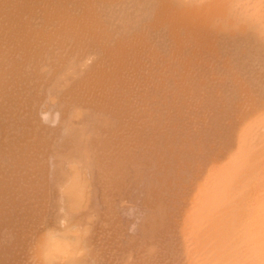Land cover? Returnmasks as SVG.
<instances>
[{"label":"rangeland","instance_id":"1","mask_svg":"<svg viewBox=\"0 0 264 264\" xmlns=\"http://www.w3.org/2000/svg\"><path fill=\"white\" fill-rule=\"evenodd\" d=\"M24 1L30 2L26 8ZM32 1L16 0L15 10L23 9L16 16L14 7L13 15H9V0L8 5L0 0V264H261L249 240L238 238L233 225L253 208L252 200L243 195L251 193L255 183L264 178V24L256 15V6L264 9V3L260 2V6L256 0H150L151 7L144 8L151 13L145 18L147 9L140 12L143 8L138 6L143 0H131L129 4L128 0ZM133 1H138L137 5ZM252 2L254 9H250ZM126 9L132 12L128 14ZM180 12L188 13L184 15L186 19L180 18ZM166 13L167 21L160 22ZM192 13L196 14L194 18ZM250 13L257 20H252ZM263 13L264 10V16ZM129 23L133 24L132 30ZM258 29H262V34ZM201 31L205 35H200ZM249 33L254 36L251 38ZM143 34L150 37L147 40L154 49L145 45L148 42ZM150 52L157 56L151 57ZM69 55L72 62L80 57L81 60L75 65ZM190 61L195 62L191 65ZM146 62L148 65L144 66ZM86 63L91 66L89 70ZM67 68L77 72L66 74ZM53 74L59 81H54L56 90L50 95L48 87H54ZM83 84L88 92L81 88ZM53 96L61 110L59 123L63 124L41 119V110L53 103ZM37 103L44 105L40 115L35 109ZM67 122L78 130L62 133H67L62 127L68 126Z\"/></svg>","mask_w":264,"mask_h":264},{"label":"bare ground","instance_id":"2","mask_svg":"<svg viewBox=\"0 0 264 264\" xmlns=\"http://www.w3.org/2000/svg\"><path fill=\"white\" fill-rule=\"evenodd\" d=\"M4 1H6L7 5H8V0H4ZM10 1H12V0H9V3H11ZM15 1H16V0H13V1H12V3H13V4L11 3L12 5L9 4V5L11 6V7L9 6V8H8L9 11L11 12V14L9 13V15H13V11L15 10V7H14V6H15V5H16V6L18 5L17 2H15ZM19 1H20V0H18V2H19ZM31 1H32V0H31ZM33 1H34V0H33ZM33 1H32V2H33ZM54 1H55V0H54ZM56 1H57V0H56ZM96 1H97V0H96ZM125 1H126V0H125ZM125 1H124V2H125ZM129 1H131V0H128V3L126 2V4H129ZM134 1H135V0H134ZM134 1H133V2H134ZM138 1H140V0H138ZM138 1H137V3H138ZM161 1H162V0H161ZM168 1H170V0H168ZM236 1H237V0H236ZM240 1H241V0H240ZM240 1H239V2H240ZM249 1H250V0H249ZM256 1H257L258 4H260V2H263V3H264V0H263V1H262V0H261V1L256 0ZM256 1H255V2H256ZM14 2H15L16 4H15ZM32 2H31V4H33ZM61 2H62V1H61ZM92 2H93V1H92ZM145 2H147V3H146L147 5L145 4ZM148 2H150V0H148V1H147V0H146V1L143 0V3L140 2L141 4H140V3L138 4V6L141 5V6H139L140 8H143V9H141V10L138 9V10H140V12L143 11L144 9H147V10H145L146 12L144 11V13H145V14H143L144 16H145V15H148L147 13H151V10L148 11V8H144V6H145V7H148V5H150V4L153 3V2H152V3H148ZM163 2L165 3V4H164V3H163V4L166 5V1H163ZM175 2H176V1H175ZM212 2H213V1H212ZM220 2H221V1H220ZM241 2H243V1H241ZM255 2H252V5H251L250 9H252V8L254 9V8H255V7H254V6H256V5H254ZM4 3H5V2H4ZM21 3H22V2H21ZM21 3H20V4H21ZM28 3H30V2H28V1H24V2H23L24 5H25V4H28ZM35 3H37V1H36ZM35 3H34V4H35ZM90 3H91V2H90ZM104 3H105V2H104ZM137 3L134 2L133 5H135V4L137 5ZM214 3H216V2H214ZM234 3H235V2H234ZM247 3H248V2H247ZM253 3H254V4H253ZM263 3H262V4H263ZM20 4H19V6L23 5V4H21V5H20ZM39 4H40V3H39ZM41 4H42V3H41ZM91 4H92V3H91ZM99 4H100V3H99ZM105 4H106V3H105ZM121 4H123L122 1H121ZM124 4H125V3H124ZM142 4H143V5H142ZM144 4H145V5H144ZM169 4H170V3H168L167 5H169ZM220 4H221V3H220ZM220 4H219V5H220ZM262 4H260V6H261ZM3 5H5V4H3ZM24 5H23L22 8H24ZM66 5H67V4H66ZM210 5H211V4H210ZM210 5H209V6H210ZM263 5H264V4H263ZM26 6H29V4H28V5H25V8H26ZM49 6H50V5H49ZM51 6H52V5H51ZM58 6H59V5H57V7H58ZM68 6H69V4H68ZM70 6H71V5H70ZM101 6H102V5H100L99 7H101ZM104 6H105V5H104ZM115 6H116V5H115ZM119 6H121V5H119ZM123 6H124V5H123ZM129 6H131V5H129ZM142 6H143V7H142ZM172 6H173V5H172ZM213 6H214V4H213ZM217 6H218V5H217ZM247 6H249V5L246 4V7H247ZM12 7H14V10L11 9ZM94 7H95V6H94ZM107 7H108V5H107ZM109 7H111V6H109ZM126 7H127V8H130V7H128V6H126ZM150 7H151V5H150ZM166 7H167V6H166ZM170 7H171V5H170ZM170 7L168 6L169 9H171ZM175 7H176V6H175ZM204 7H206V6H204ZM232 7H233V6H232ZM236 7H237V6H236ZM246 7H244V8H246ZM256 7H257V9L259 10V11H258L257 9H255V10H257L256 12H258V14H256V15H259V16L257 17V18H258V21H259V19H261L262 22H263V23L260 22L259 24L261 25V23H262V25H263V24H264V21H263V20H264V19H263L264 16L261 15V13H262V11H263L264 9L262 8V6H261V8H258V6H256ZM17 8H18V7H16V9H17ZM66 8H67V7H66ZM83 8H84V7H83ZM85 8H86V7H85ZM102 8H103V7H102ZM102 8H101V9H102ZM104 8H105V7H104ZM112 8H113V7H112ZM114 8H116V7H114ZM120 8H121V7H120ZM133 8H134V6H133ZM196 8H197V7H195V8L193 9V11L196 10ZM210 8H211V6H210ZM210 8H209V9H210ZM216 8H218V7H216ZM216 8H215V9H216ZM220 8H221V6H220ZM237 8H238V7H237ZM247 8H248V7H247ZM10 9H11V10H10ZM19 9H20V10H19ZM77 9H78V8H77ZM77 9H76V10H77ZM96 9H97V6H96ZM105 9H107V8H105ZM105 9H104V10H105ZM108 9H109V8H108ZM118 9H119V7H118ZM122 9H123V8H122ZM122 9H120V10H122ZM151 9H152V8H151ZM162 9H163V8H162ZM164 9H167V8L164 7ZM189 9H190V8H187V10H189ZM205 9H206V8H205ZM205 9H204V11H205ZM207 9H208V7H207ZM218 9H219V8H218ZM250 9H249V10H250ZM260 9H262V10H260ZM12 10H13V11H12ZM21 10H23V9H21V8H18V9H17L18 12H20ZM24 10H25V9H24ZM48 10H49V9H48ZM59 10H60V9H59ZM68 10H69V9H68ZM68 10H66V11H68ZM89 10H90V9H89ZM93 10H95V9H93ZM98 10H99V9H98ZM102 10H103V9H102ZM120 10H119V12H118L119 14L122 13ZM126 10H127V9H126ZM134 10H135V9H134ZM138 10L136 9V11H138ZM152 10H153V9H152ZM167 10H168V9H167ZM167 10H165V11H167ZM200 10H201V9H200ZM200 10H199V11H200ZM211 10H212V9H211ZM231 10H232V9H231ZM249 10H247V12H249ZM15 11H16V10H15ZM17 11H16V14H15V12H14V15H16V16H17ZM50 11H51V10H50ZM57 11H58V10H57ZM69 11L72 12L73 9H72V10L70 9ZM69 11H68V13H69ZM84 11H86V10H82V12H84ZM90 11H91V10H90ZM106 11H108V10H106ZM112 11H113V10H112ZM117 11H118V10H117V8H116V13H117ZM129 11H130V10H129ZM182 11H185V10H182ZM189 11H192V10L190 9ZM189 11H188V12H189ZM199 11H198V12H199ZM206 11H207V10H206ZM206 11H205V12H206ZM208 11H210V10H208ZM213 11H214V10H213ZM234 11H235V10H234ZM241 11H242V10H241ZM63 12H64V11H63ZM82 12H81V13H82ZM86 12H87V11H86ZM86 12H85V13H86ZM120 12H121V13H120ZM126 12H128V10H127ZM130 12H132V11H130ZM130 12H128V14H129ZM140 12H138V13H139V14H142V13H140ZM159 12H160V10H159ZM162 12H164V11L162 10ZM162 12H161V13H162ZM167 12H170V11L168 10ZM200 12H201V11H200ZM202 12H203V11H202ZM202 12H201V13H202ZM205 12H204V13H205ZM236 12H237V11H236ZM244 12H245V11H244ZM247 12H246V13H247ZM251 12L256 13V12L253 11V10H251ZM259 12H260V13H259ZM20 13H21V12H20ZM45 13H46V12H45ZM58 13H59V12H58ZM58 13H57V14H58ZM90 13H92V11H91ZM93 13H94V12H93ZM93 13H92V16L94 15ZM95 13H96V12H95ZM98 13H99V12H98ZM112 13L114 14V12H112ZM112 13H109V15L112 14ZM138 13H137V14H138ZM182 13H184V12H182ZM182 13L180 12V14H182ZM189 13H190V12H189ZM194 13H195V12H194ZM206 13H207V12H206ZM206 13H205V15H206ZM211 13H212V12H211ZM238 13H239V12H238ZM242 13H243V12H242ZM246 13H244V15H245ZM63 14H64V13H63ZM63 14H61V15H63ZM103 14H104V12H103ZM103 14H102V17H103ZM123 14H124V13H123ZM123 14H122V15H123ZM125 14H127V13H125ZM169 14H170V15H169ZM169 14H168L169 17H173V16H171V12H170ZM186 14H188V13H185L184 15L186 16ZM199 14H200V13H199ZM209 14H210V12H209ZM250 14H251V13H250ZM250 14H249V16H250ZM252 14H253V13H252ZM252 14H251V15H252ZM263 14H264V13H263ZM18 15H19V14H18ZM55 15H56V14H55ZM66 15H69V14L66 13ZM74 15H75V13H74ZM76 15H79V14H76ZM83 15L85 16L84 13H83ZM88 15H89V14H88ZM96 15H97V14H96ZM98 15H99V14H98ZM98 15H97V16H98ZM104 15H105V14H104ZM117 15H118V14H117ZM131 15H132V14H131ZM131 15H130V16H131ZM150 15H151V14H150ZM158 15H159V14H158ZM182 15H183V14H182ZM184 15H183V16L180 15V18H181V19H186V17H185ZM191 15H192L191 17H193V16H195L196 14L193 15V13H192ZM210 15H211V14H210ZM236 15H237V13H236ZM48 16H49V15H48ZM57 16H58V15H57ZM69 16H70V15H69ZM80 16H81V14H80ZM84 16H83V17H84ZM97 16H95V18H96ZM107 16H108V14H107ZM118 16H120V15H118ZM118 16H117V17H118ZM135 16H136V14H135ZM135 16H134V14H133V17H135ZM140 16H141V15H140ZM156 16H157V15H156ZM174 16H175V15H174ZM176 16H177V15H176ZM176 16H175V17H176ZM198 16H199V15H198ZM198 16H197L196 18H199L200 16H203V14L200 15L199 17H198ZM207 16H208V13H207ZM207 16H206V17H207ZM234 16H235V15H234ZM234 16H233V17H234ZM260 16H261V18H259ZM262 16H263V17H262ZM20 17H21V15H20ZM85 17H86V16H85ZM93 17H94V16H93ZM109 17H110V16H109ZM109 17H107V18H109ZM115 17H116V16H115ZM117 17H116V18H117ZM123 17H124V15H123ZM123 17H122V18H123ZM125 17H126V16H125ZM138 17H139V15H138ZM138 17H137V19H138ZM147 17H151V16H147ZM167 17H168V16H167V13H166V18H165V17H164V18L161 17L162 20H161L160 18H158V19L161 20L160 22L165 23V22L167 21V20H166ZM183 17H185V18H183ZM187 17H189V16H187ZM191 17H189V18H191ZM238 17H239V16H238ZM240 17H241V16H240ZM247 17H248V16H247ZM250 17H251V16H250ZM254 17H255V15H254ZM254 17H253V15H252V17H251L252 20L254 19ZM66 18H67V17H66ZM87 18H89V17H87ZM90 18H91V17H90ZM90 18H89V19H90ZM97 18H98V17H97ZM110 18H111V17H110ZM110 18H109V20H110ZM112 18L115 19V18H114V15H113ZM128 18H129V17H128ZM145 18H146V16H145ZM145 18H144V19H145ZM156 18H157V17H156ZM173 18H174V17H173ZM178 18H179V17H178ZM193 18H194V17H193ZM245 18H246V17H245ZM251 18H249V19H251ZM51 19H52V18H51ZM64 19H65V18H64ZM68 19H70V18H68ZM72 19H73V17H72ZM76 19H77V18H76ZM85 19H86V18H85ZM120 19H121V18H120ZM141 19H142V18H141ZM144 19H143V20H144ZM163 19H165L166 21H163ZM181 19H180V20H181ZM203 19H204V18H203ZM205 19H206V18H205ZM255 19H256V17H255ZM92 20H93V19H92ZM111 20H112V19H111ZM116 20H117V19H116ZM143 20H141V21H143ZM148 20H150V19H148ZM170 20H171V18H170ZM174 20H176V19H174ZM174 20H173V21H174ZM191 20H192V18H191ZM199 20H200V19H199ZM236 20H237V19H236ZM244 20H245V19H244ZM256 20H257V19H256ZM14 21H15V20H14ZM19 21H22V20H19ZM50 21H51V20H50ZM56 21H57V19H56ZM63 21H64V20H63ZM89 21H90V20H89ZM105 21H106V20H105ZM107 21H108V20H107ZM118 21H119V20H118ZM121 21H122V20H121ZM136 21H137V20H136ZM138 21H140V20H138ZM138 21H137V23H138ZM168 21H169V18H168ZM173 21H172V22H173ZM195 21H197V19H195ZM201 21H202V20H201ZM246 21H247V19H246ZM250 21H251V20H250ZM258 21H257V22H258ZM52 22H53V21H52ZM72 22H73V21H72ZM72 22H71V23H72ZM77 22H78V24H80L79 21H77ZM82 22H83V21H82ZM123 22H124V21H123ZM133 22H135V21H133ZM169 22H170V21H169ZM174 22H175V21H174ZM184 22H185V24H186L188 21L186 22V20H185ZM190 22H191V21H190ZM193 22H194V21H193ZM257 22H256V23H257ZM18 23H19V22H18ZM88 23H89V22H88ZM88 23H86V24H88ZM97 23H100V22L97 21ZM139 23H140V22H139ZM158 23H159V21H158ZM163 23H162V24H163ZM188 23H189V22H188ZM200 23H201V25H202V22H200ZM200 23H198L199 26H200ZM238 23H239V21H238ZM238 23H237V24H238ZM252 23H253V22H252ZM60 24H61V23H60ZM93 24H95V22H94ZM103 24H104V23H103ZM120 24H121V23H120ZM120 24H119V26H121ZM125 24H126V23H125ZM127 24H128V23H127ZM152 24H153V23H152ZM185 24H184V25H185ZM190 24H194V23L191 22ZM190 24H189V25H190ZM247 24H249V23H247ZM67 25H68V24H67ZM73 25H74V24H73ZM111 25H112V24H110V26H111ZM117 25H118V24H117ZM122 25H123V24H122ZM129 25L131 26V25H133V24L129 23ZM135 25H137V24H135ZM138 25L140 26V24H138ZM141 25H142V23H141ZM177 25H178V24H177ZM186 25H187V24H186ZM186 25H185V26H186ZM189 25H188V26H189ZM204 25H205V24H204ZM252 25H253V24H252ZM257 25H258V23H257ZM262 25H261V26H262ZM68 26H69V25H68ZM91 26H92V25H91ZM113 26H114V25H113ZM113 26H112V27H113ZM127 26H128V25H127ZM164 26H165V25H164ZM167 26H168V25H167ZM191 26H192V25H191ZM191 26H190V27H191ZM236 26H237V25H236ZM254 26H255V25H254ZM263 26H264V25H263ZM51 27H52V26H51ZM70 27H71V26H70ZM78 27H79V26H78ZM78 27H77V28H78ZM81 27H82V26H81ZM162 27H163V26H162ZM192 27H193V26H192ZM195 27H196V26H195ZM67 28H68V27H67ZM110 28H111V27H110ZM113 28H114V27H113ZM130 28H131V30H132V29H133V26H131ZM130 28L128 27V30H129V31H130ZM181 28H182V27H181ZM186 28H187V26H186ZM199 28H200V27H199ZM258 28H259V26H258ZM45 29H46V28H45ZM52 29H53V28H52ZM71 29H72V28H71ZM88 29H89V28H88ZM88 29H87V30H88ZM116 29H117V28H116ZM139 29H140V27H139ZM149 29H150V28H149ZM170 29H171V28H170ZM193 29H194V28H193ZM253 29H254V28H252V30H253ZM56 30H57V29H56ZM60 30H61V28H60ZM73 30H75V29H73ZM89 30H90V29H89ZM119 30H120V29H119ZM119 30H118V31H119ZM124 30H125V29H124ZM124 30H123L122 32H124ZM137 30H138V29H137ZM152 30H153V29H151L150 31H152ZM181 30H182V29H181ZM183 30H184V29H183ZM195 30L198 31V29H196V28H195ZM249 30H250V29H249ZM249 30H247V32H248ZM260 30H262V29H258L259 33H260ZM51 31H52V30H51ZM62 31H63V30H62ZM68 31H69V30H68ZM77 31H78V30H77ZM118 31H117V32H118ZM129 31H128V32H129ZM142 31H143V30H142ZM186 31H187V30H186ZM190 31H193V30H190ZM199 31H200V30H199ZM199 31H198V33H199ZM59 32H60V31H58V33H59ZM83 32H84V31H83ZM89 32H90V31H89ZM91 32H92V31H91ZM101 32H102V31H101ZM101 32H100V33H101ZM110 32H111V31H110ZM122 32H121V33H122ZM136 32H137V31H136ZM139 32H140V30H139ZM145 32H146V31H145ZM152 32H153V31H152ZM155 32H156V31H154L153 33H155ZM159 32H162V30L159 31ZM178 32H179V31H178ZM180 32H181V31H180ZM203 32H205V31H201V32H200V35H201V34H202V36L205 35V34H203ZM250 32H251V31H250ZM42 33H43V32H42ZM61 33H62V32H61ZM80 33H81V32H80ZM97 33H98V32H97ZM118 33H119V32H118ZM118 33H117V34H118ZM132 33H133V32H131V34H132ZM153 33H152V34H153ZM173 33H174V32H173ZM186 33H187V32H186ZM190 33H191V32H190ZM194 33H195V31H193V34H194ZM206 33H207V32H206ZM208 33H209V32H208ZM94 34H95V32H94ZM98 34H99V33H98ZM106 34H107V33H106ZM125 34H127V33H125ZM125 34H124V35H120V34H119V35H120V36H125ZM148 34H150V33H148ZM152 34H151V36H152ZM155 34H156V33H155ZM159 34L162 35L161 33H159ZM250 34H252V33H249V36H250ZM253 34H254V32H253ZM253 34L250 36L251 38L254 36ZM260 34H262V33H260ZM69 35H70V34H69ZM99 35H100V34H99ZM104 35H105V34H104ZM127 35H128V34H127ZM143 35H144V34H143ZM145 35H147V34H145ZM145 35H144V37L142 36L143 39H144L145 37H146V40H147L148 38H150L148 35H147V36H145ZM157 35H158V34H157ZM160 35H158V36H160ZM165 35H166V32H165ZM171 35H172V34H171ZM176 35H177V34H176ZM181 35H182V34H181ZM207 35H208V34H207ZM240 35H241V34H240ZM240 35H239V37L241 38ZM244 35H245V34H242V36H244ZM246 35H247V34H246ZM258 35H259V34H258ZM42 36H43V35H42ZM51 36H52V35H51ZM54 36H55V35H54ZM62 36H63V35H62ZM106 36H107V35H106ZM109 36H110V35H109ZM114 36H115V35H114ZM130 36H131V35H130ZM138 36H139V38H140V35H138ZM138 36H137V37H138ZM158 36H156V37L154 36V37H155V38H158ZM166 36H167V35H166ZM178 36H179V35H178ZM202 36H201V38H204V39L206 40L205 36H204V37H202ZM117 37H118V36H117ZM126 37H127V36H126ZM128 37H129V36H128ZM147 37H148V38H147ZM160 37H161V36H160ZM163 37H164V35H163ZM187 37H188V36H187ZM190 37L192 38V36H190ZM197 37H198V40H199L200 37H199L198 35H197ZM206 37H207V36H206ZM237 37H238V36H237ZM239 37H238V38H239ZM250 37H249L248 40H250ZM40 38H41V37H40ZM58 38H59V36H58ZM75 38H76V37H75ZM114 38H115V37H114ZM120 38H121V37H120ZM130 38H131V37H130ZM169 38H170V37H169ZM173 38H174V36H173ZM245 38H248V37L245 36ZM245 38H244L243 40H245ZM254 38H255V37H254ZM23 39H24V38H23ZM60 39H61V38H60ZM103 39H104V38H103ZM128 39H129V38H128ZM143 39L141 38V39H139V40L141 41V40H143ZM153 39H154V38H153ZM153 39H152V40H153ZM1 40H2V39H1ZM8 40H9V39H8ZM42 40H43V38H42ZM42 40H41V41H42ZM57 40H58V39H57ZM62 40H63V39H62ZM86 40H87V39H86ZM86 40H85V41H86ZM111 40H112V38H111L109 41H111ZM121 40H122V39H121ZM123 40H124V39H123ZM123 40H122V41H123ZM126 40H127V38H126ZM130 40H131V39H130ZM139 40L137 39V41H139ZM159 40H160V39H159ZM162 40L164 41V38H162ZM172 40H173V39H172ZM201 40H202V39H201ZM207 40H210V39L207 38ZM243 40H242V41H243ZM29 41H30V40H29ZM78 41H79V40H78ZM93 41H94V40H93ZM114 41H116V40H114ZM114 41H113V42H114ZM156 41H157V40H156ZM169 41H170V40H169ZM181 41H182V40H181ZM199 41H200V40H199ZM236 41H237V39H236ZM73 42H74V41H73ZM79 42H80V41H79ZM98 42H99V41H98ZM106 42H107V41H106ZM111 42H112V41H111ZM117 42H118V41H117ZM124 42H125V41H124ZM127 42H128V41H127ZM134 42H135V41H134ZM145 42H146V41H145ZM147 42H148L147 44H145L144 42H143V44L148 45V46H153V45H150V44H151L150 40H147ZM153 42H155V41H153ZM161 42H162V41H161ZM167 42H168V41H167ZM190 42H191V41H190ZM196 42H197V41H196ZM203 42H204V41H203ZM207 42H208V41H207ZM226 42H228V41H226ZM234 42H235V41H234ZM237 42H238V41H237ZM246 42H248V41H246ZM250 42H251V41H250ZM252 42H254V41H252ZM42 43H43V42H42ZM71 43H72V42H71ZM71 43H70V44H71ZM82 43H83V42H82ZM119 43H120V42H119ZM121 43H122V42H121ZM130 43H131V42H130ZM140 43H141V42H140ZM140 43H139V46H140ZM159 43H160V41H159ZM162 43H163V42H162ZM162 43H161V44H162ZM175 43H176V42H175ZM175 43H174V44H175ZM198 43H199V45H200V42H198ZM204 43H205V42H204ZM257 43H258V42H257ZM260 43L262 44L261 41H260ZM43 44H44V43H43ZM72 44H73V43H72ZM75 44H76V43H75ZM77 44H78V43H77ZM101 44H102V43H101ZM136 44L138 45V43H136ZM143 44H142L141 46H143ZM152 44H153V43H152ZM155 44H157V43L155 42ZM163 44H164V43H163ZM163 44H162V47H163V48H161V49L164 50V48H165L164 45H165L166 43H165L164 45H163ZM176 44H177V43H176ZM192 44H194V43L192 42ZM201 44H202V43H201ZM206 44H209V42L206 43ZM225 44H226V43H225ZM240 44H241V43H240ZM243 44H244V43H243ZM249 44H250V43H249ZM251 44H252V43H251ZM261 44H260V46H262ZM93 45H94V43H93ZM104 45H105V44H104ZM117 45H118V44H117ZM134 45H135V44H134ZM145 45H144V46H145ZM157 45H159V44H157ZM166 45L168 46V44H166ZM181 45H182V44H181ZM197 45H198V44H197ZM197 45H196V46H197ZM199 45H198V47H199ZM223 45H224V44H223ZM233 45H235V44H233ZM237 45H239V44H237ZM38 46H39V45H38ZM52 46H53V45H52ZM66 46H67V45H66ZM73 46H75V45H73ZM76 46H77V45H76ZM83 46H84V45H83ZM123 46H124V45H123ZM123 46H122V47H123ZM139 46H138V48H139ZM141 46H140V47H141ZM201 46L204 47V45H201ZM221 46H222V45H221ZM244 46H246V44H245ZM247 46H248V45H247ZM256 46H257V45H256ZM43 47H44V46H43ZM54 47H55V46H54ZM71 47H72V46H71ZM71 47H70V48H71ZM87 47H88V46H87ZM90 47H91V46H90ZM122 47H119V48H122ZM157 47L160 48V46H157ZM225 47H226V46H225ZM242 47H243V46H241V48H242ZM251 47H252V46H251ZM253 47H254V46H253ZM257 47H258V46H257ZM262 47H263V46H262ZM16 48H17V47H16ZM96 48H98V47H96ZM123 48H124V47H123ZM145 48H147V49H146V51H147V50H148V47H145ZM145 48H144V49H145ZM166 48L168 49V47H166ZM169 48H170V46H169ZM179 48H180V47H179ZM196 48H197V47H196ZM241 48L239 47L238 50L240 51ZM244 48H245V47H244ZM40 49H41V48H40ZM83 49H84V48H83ZM85 49H86V48H85ZM88 49H89V48H88ZM90 49H91V48H90ZM93 49H94V48H93ZM111 49H113V48H111ZM114 49H115V48H114ZM133 49H134V47H133ZM141 49H142V48H141ZM153 49H154V46H153ZM155 49H157V48H155ZM173 49H174V48H173ZM173 49H172V50H173ZM197 49H198V48H197ZM221 49H222V48H221ZM233 49H234V48H233ZM248 49H250V47H249ZM255 49H257V48H255ZM260 49H261V48H260ZM35 50H36V49H35ZM64 50H66V49H64ZM74 50H75V49H74ZM99 50H100V49H99ZM99 50H98V52H101V51H99ZM109 50H110V49H109ZM138 50H140V49H138ZM150 50H151V49H150ZM165 50H166V49H165ZM176 50H177V49H176ZM245 50H246V49H245ZM258 50H259V49H258ZM39 51H40V50H39ZM57 51H58V49H57ZM85 51H86V50H85ZM96 51H97V50H96ZM113 51H114V50H113ZM143 51H144V50H143ZM151 51H152V50H151ZM153 51H154V50H153ZM167 51H168V50H167ZM210 51H211V50H210ZM210 51H209V52H210ZM212 51H213V50H212ZM229 51H230V50H229ZM232 51H233V50H232ZM248 51H250V50H248ZM259 51H262V50H259ZM11 52H12V51H11ZM63 52H64V51H63ZM66 52H67V51H66ZM87 52H88V50H87ZM90 52H91V51H90ZM114 52H116V51H114ZM128 52H129V51H128ZM147 52H148V51H147ZM161 52L163 53L164 51L161 50ZM165 52H166V51H165ZM237 52H238V51H237ZM237 52H235V53H237ZM245 52H246V51H245ZM245 52H244V53H245ZM256 52H258V51H256ZM83 53H84V52H83ZM108 53L111 54V52H108ZM151 53H152V52H150V54H151ZM157 53H158V52H156V54H157ZM166 53H167V52H166ZM189 53H190V52H189ZM189 53H188V54H189ZM212 53H213V52H212ZM253 53H255V52L253 51ZM261 53H262V52H261ZM33 54H34V53H33ZM84 54H85V53H84ZM126 54H127V53H125L124 55H126ZM128 54H129V53H128ZM132 54H133V53H132ZM142 54H143V53L141 52V56H142ZM145 54H146V53H145ZM158 54H159V53H158ZM170 54H171V53H170ZM251 54H252V53H251ZM258 54H259V53H258ZM25 55H26V54H25ZM80 55H81V54H80ZM98 55H99V54H98ZM113 55H114V54H113ZM113 55H112V56H113ZM152 55H153V57L155 56L154 53L151 54V57H152ZM166 55H168V54H166ZM166 55H165V57H167ZM236 55H238V53H237ZM243 55H244V54H243ZM247 55H248V54H247ZM253 55H255V54H253ZM253 55H252V56H253ZM263 55H264V54H263ZM81 56H82V55H81ZM90 56H91V55H90ZM107 56H108V55H107ZM117 56H118V55H117ZM121 56H123V53H122ZM134 56H135V55H134ZM134 56H132V57H134ZM156 56H157V55H156ZM156 56H155V57H156ZM161 56L163 57V55H161ZM189 56H190V55H189ZM240 56H242V55H240ZM250 56H251V55H250ZM259 56H260V55H259ZM259 56H258V57H259ZM56 57H57V56H56ZM83 57H84V56H83ZM83 57H82V58H83ZM95 57H96V55H95ZM104 57H105V55H104ZM108 57H109V56H108ZM130 57H131V56H130ZM145 57H146V55H145ZM235 57H236V56H235ZM244 57H245V56H244ZM260 57H261V56H260ZM30 58H31V57H30ZM71 58H73L72 55H71V56L69 55V59H71ZM76 58H77V57H76ZM76 58H75V60H76ZM80 58H81V57H80ZM80 58H77V59H79V60H77V61H80V60H81ZM88 58H89V57H88ZM111 58H112V57H111ZM113 58H115V57H113ZM142 58H144V57H142ZM160 58H161V57H160ZM175 58H176V57H175ZM241 58H242V57H241ZM251 58H253V57H251ZM66 59H67V58H66ZM69 59H68V60H69ZM94 59H95V58H94ZM103 59H104V58H103ZM103 59H102V60H103ZM105 59L107 60V57H106ZM105 59H104V60H105ZM132 59H133V58H132ZM132 59H130V60H132ZM140 59H141V57H140ZM169 59H170V58H169ZM233 59H234V58H233ZM236 59H237V57H236ZM96 60H97V59H96ZM108 60H109V58H108ZM108 60H107V62H108ZM111 60H112V59H111ZM133 60H134V59H133ZM136 60H137V59H136ZM143 60H144V59H143ZM146 60H147V59H146ZM163 60H164V58H163ZM165 60H166V59H165ZM234 60H235V59H234ZM237 60H238V59H237ZM62 61L64 62L63 59H62ZM77 61L72 62V59H71L70 62L73 63V64L75 63V65H76V62H77ZM83 61H84V60H83ZM100 61H101V60H100ZM124 61H125V59H124ZM144 61H145V60H144ZM152 61H153V60H152ZM159 61H160V60H159ZM171 61H172V60H171ZM191 61H192V59H191ZM191 61H190V63L188 62V64H191V63L193 64V62H195V61H193V62H191ZM245 61H246V58H245ZM46 62H47V61H46ZM92 62H93V61H92ZM98 62H99V61H98ZM121 62H122V61H121ZM125 62H126V61H125ZM129 62H130V61H129ZM129 62H128V63H129ZM148 62H150V60H148ZM154 62H157L156 59H155ZM162 62H163V61H162ZM164 62H165V61H164ZM167 62H168V61H167ZM173 62H174V61H173ZM179 62H180V61H179ZM232 62L234 63L233 60H232ZM235 62H236V61H235ZM238 62H239V61H238ZM54 63H55V62H54ZM60 63H61V61H60ZM65 63L67 64L68 62L65 61ZM79 63H80V62H79ZM87 63H88V60H87ZM87 63H86V65H87ZM115 63H116V62H115ZM122 63H123V62H122ZM160 63H161V62H160ZM160 63H158V64H160ZM175 63H176V62H175ZM242 63H244V61H243ZM37 64H38V63H37ZM82 64H83V63H82ZM82 64H81V65H82ZM88 64H89V63H88ZM113 64H114V62H113ZM137 64H139V63H137ZM155 64H156V63H155ZM155 64H154V65H155ZM165 64H166V63H165ZM169 64H170V63H169ZM179 64H180V63H179ZM192 64H191V65H192ZM235 64H236V63H235ZM240 64H241V63H240ZM247 64H248V63H247ZM247 64H244V65H247ZM50 65H51V64H50ZM77 65H79V64H77ZM101 65H102V64H100L99 67H101ZM123 65H124V64H123ZM130 65H131V64H130ZM146 65H148L147 62H146V64H144V66H146ZM156 65H157V64H156ZM173 65H174V64H173ZM35 66H36V65H35ZM40 66H41V65H40ZM54 66H55V65H54ZM54 66H52V67H54ZM65 66H66V65H65ZM65 66H64V67H65ZM67 66H69V63L67 64ZM71 66H72V65H70V67H71ZM112 66H113V65H112ZM128 66H129V65H128ZM144 66H143V67H144ZM162 66L164 67V64H163V63H162ZM181 66H182V65H181ZM181 66H180V67H181ZM233 66H234V65H233ZM241 66H242V65H241ZM50 67H51V66H50ZM79 67H80V66H79ZM88 67H91V66H88V65H87V69H88ZM110 67H111V66H110ZM119 67H120V66H119ZM124 67H125V66H124ZM137 67H138V65H137ZM143 67H142V68H143ZM177 67H178V66H177ZM180 67H179V68H180ZM61 68H62V67H61ZM77 68H78V66H77ZM95 68H96V67H95ZM122 68H123V67H122ZM127 68H128V67H127ZM131 68H132V67H131ZM131 68H130V69H131ZM139 68H141V67H139ZM144 68H145V67H144ZM144 68H143V69H144ZM158 68H159V67H158ZM168 68L170 69V67H168ZM245 68H246V67H245ZM48 69H50V68H48ZM48 69H47V70H48ZM52 69H53V68H52ZM63 69H64V68H63ZM73 69H74V67H73ZM73 69H71V71H69L68 68H67V71H68V72H67L66 74H69V73H72V74H73L74 72L76 73L77 70L74 71ZM87 69H86V71H87ZM98 69H99V68H98ZM101 69H102V68H101ZM125 69H126V68H125ZM125 69H123V71H125ZM147 69H148V68H147ZM151 69H152V68H151ZM160 69H161V68H160ZM237 69H238V68H237ZM246 69H247V68H246ZM84 70H85V69H84ZM88 70H89V69H88ZM93 70H94V69H93ZM118 70H119V69H118ZM153 70H154V69H153ZM248 70H249V69H248ZM37 71H38V70H37ZM39 71H40V70H39ZM39 71H38V72H39ZM48 71H49V70H48ZM63 71H64V70H63ZM78 71H79V70H78ZM82 71H83V68H82ZM82 71H80V72H82ZM91 71H92V70H91ZM99 71H100V70H99ZM103 71H104V70H103ZM109 71H110V69L108 70V72H109ZM151 71H152V70H151ZM162 71H163V70H162ZM8 72H9V71H8ZM34 72H35V71H34ZM38 72H37V73H38ZM43 72H44V70H43ZM96 72H97V71H96ZM108 72H107V73H108ZM139 72H140V71H139ZM143 72H144V71H143ZM146 72H147V71H146ZM152 72H153V71H152ZM173 72H175V71H173ZM260 72H261V70H260ZM263 72H264V71H263ZM263 72H261V73H263ZM55 73H56V72H55ZM84 73H85V71H84ZM135 73H137V72H135ZM256 73H257V72H256ZM38 74H40V75L43 76V73H42V72H40V73H38ZM48 74H49V73H48ZM88 74H90L89 71H88ZM88 74H87V75H88ZM91 74H92V73H91ZM114 74H115V73H114ZM138 74H139V73H137V75H138ZM153 74H154V73H153ZM155 74H156V73H155ZM155 74H154V75H155ZM157 74H159V73H157ZM175 74H176V73H175ZM180 74H181V73H180ZM254 74H255V73H254ZM257 74H258V73H257ZM257 74H256V76H257ZM263 74H264V73H263ZM34 75H35V74H33V76H34ZM56 75H57V74H56ZM76 75H77V74H76ZM83 75H84V74H83ZM101 75H102V74H101ZM110 75H111V74H110ZM141 75H142V74H141ZM143 75H144V73H143ZM146 75H147V74H146ZM161 75H162V74H161ZM185 75H186V74H185ZM35 76H37V74H36ZM63 76H64V74H63ZM65 76H66V75H65ZM67 76H68V75H67ZM77 76L79 77V75H77ZM131 76H132V75H131ZM152 76H153V75H152ZM152 76H151V77H152ZM165 76H167V74H165ZM254 76H255V75H254ZM259 76H260V75H259ZM37 77H38V76H37ZM40 77H41V76H40ZM43 77H44V76H43ZM53 77H54V79H52ZM89 77H90V75H89ZM91 77H92V76H91ZM100 77H101V76H100ZM141 77H142V76H141ZM141 77H140V78H141ZM151 77H150V78H151ZM153 77H154V76H153ZM172 77H173V76H172ZM177 77H178V76H177ZM47 78H48V76H47ZM74 78H77V77L74 76ZM80 78H81V76H80ZM107 78H108V77H107ZM110 78H111V77H110ZM131 78H132V77H131ZM131 78H130V79H131ZM137 78H139V77L137 76ZM137 78H136V79H137ZM165 78H166V77H165ZM259 78H260V77H259ZM259 78H258V79H259ZM32 79H33V78H32ZM34 79H35V77H34ZM39 79H40V78H39ZM65 79H66V78H65ZM65 79H64V81L66 82ZM89 79H90V78H89ZM98 79H99V77H98ZM100 79H101V78H100ZM115 79H116V78H115ZM125 79H126V78H125ZM258 79H257V80H258ZM45 80H46V79H45ZM51 80H52V82L54 83V81H57V82H58V81H59V78H58V76L55 77L54 74H53V76H51ZM60 80H62V79H60ZM72 80H73V79H72ZM116 80H117V79H116ZM154 80H155V78H154ZM154 80H151L152 83H153ZM156 80H159V79L156 78ZM171 80H172V79H171ZM176 80H177V79H176ZM178 80H179V79H178ZM263 80H264V79H263ZM62 81H63V80H62ZM74 81H75V80H74ZM78 81H79V80H78ZM93 81H95V80H93ZM107 81H108V80H107ZM131 81H132V80H131ZM138 81L140 82L141 80L138 79ZM151 81H150V82H151ZM261 81H262V80H261ZM38 82H39V81H38ZM70 82H71V81H70ZM100 82H101V81H100ZM112 82H113V81H112ZM123 82H124V81H123ZM145 82H146V81H145ZM147 82H148V81H147ZM49 83H50V82H49ZM60 83H61V82H60ZM76 83H77V81L75 82V84H76ZM81 83H82V82H81ZM87 83H88V81H87ZM93 83H94V82H93ZM98 83H99V82H98ZM107 83H108V82H107ZM110 83H111V82H110ZM115 83H116V81H115ZM120 83H121V82H120ZM141 83H142V82H141ZM260 83H261V82H260ZM262 83H263V82H262ZM51 84H52V83H51ZM62 84H63V83H62ZM73 84H74V83H73ZM85 84H86V83H85ZM89 84H90V83H89ZM89 84H88L87 86H89ZM100 84H101V83H100ZM104 84H105V83H104ZM127 84H128V82H127ZM137 84H138V82H137ZM144 84H145V83H144ZM167 84H168V83H166V85H167ZM59 85H60V84H59ZM67 85H68V84H67ZM83 85H84V84H83ZM133 85H134V84H133ZM138 85H139V84H138ZM156 85H158V84L156 83ZM170 85L173 86V83H172V84H169V86H170ZM182 85H183V84H182ZM259 85H260V84H259ZM261 85H264V83L261 84ZM48 86H49V85H48ZM50 86H51V85H50ZM91 86H93V85H91ZM123 86H124V85H123ZM127 86H128V85H127ZM172 86H171V87H172ZM75 87H76V85H75ZM75 87H74V88H75ZM79 87H80V86H79ZM79 87H78V88H79ZM104 87H105V86H104ZM135 87H136V86H135ZM140 87H141V86H140ZM148 87H150V86H148ZM164 87H165V86H164ZM167 87H168V86H167ZM174 87H175V86H174ZM227 87H229L228 84H227ZM260 87H261V86H260ZM6 88H7V87H6ZM56 88H57V87H56ZM61 88H63V86H62ZM81 88H85V85H84V87H81ZM88 88H89V87H88ZM90 88H91V87H90ZM96 88H97V86L95 87V90H96ZM119 88H120V87H119ZM123 88H124V87H123ZM155 88H156V87H155ZM159 88H160V87H159ZM168 88H169V87H168ZM263 88H264V87H263ZM79 89H80V88H79ZM85 89H86V91H87V88H85ZM85 89H82V90H83V91H82L83 93L86 92V91H84ZM110 89H111V88H110ZM112 89H113V88H112ZM121 89H122V88H121ZM124 89H125V88H124ZM150 89H151V88H150ZM156 89L158 90V88H156ZM166 89H167V88H166ZM166 89H165V90H166ZM182 89H183V88H182ZM45 90H46V88L44 89L43 92H45ZM55 90H56V89H55V83H54V87H53V85H52V87H48V93H49L50 95H54L53 92H54ZM97 90H98V89H97ZM119 90H120V89H119ZM152 90H153V89H152ZM157 90H156V91H157ZM173 90H174V89H173ZM226 90H228V89H226ZM6 91H7V89H6ZM6 91H5V92H6ZM46 91H47V90H46ZM117 91H118V88H117ZM120 91H121V90H120ZM123 91H126V90H123ZM127 91H128V90H127ZM141 91H142V90H141ZM170 91H171V90H170ZM3 92H4V91H3ZM77 92H81V91H79V90L77 89ZM82 92H81V93H82ZM87 92H88V91H87ZM113 92H114V91H113ZM115 92H116V91H115ZM118 92H119V91H118ZM172 92H173V91H172ZM175 92H177V94H178V91H175ZM185 92H186V91H185ZM226 92H227V91H226ZM45 93H46V92H45ZM56 93H57V92H56ZM102 93H103V92H102ZM119 93H120V92H119ZM164 93H165V92H164ZM13 94H14V93H13ZM58 94H59V93H58ZM77 94H78V93H77ZM113 94H114V93H113ZM126 94H127V93H126ZM128 94H129V93H128ZM136 94H137V93H136ZM136 94H134V95H136ZM138 94H139V93H138ZM138 94H137V96H138ZM167 94H169V93H167ZM170 94H171V93H170ZM179 94H180V93H179ZM179 94H178V96H181V94H180V95H179ZM226 94H227V93H226ZM229 94H230V92H229ZM106 95H107V94H106ZM121 95H122V94H121ZM124 95H125V93H124ZM134 95H133V96H134ZM146 95H147V94H146ZM154 95H155V94H154ZM80 96H81V95H80ZM128 96H129V95H128ZM137 96H136V98H137ZM147 96H148V95H147ZM147 96H146V97H147ZM155 96H156V95H155ZM173 96H174V95H173ZM4 97H5V96H4ZM46 97H47V96H46ZM46 97L44 98L45 101H44V99L41 98V99H42L41 101H42L43 103H44V102L46 103ZM90 97H91V96H90ZM111 97H112V96H111ZM159 97H160V96H159ZM176 97H177V96H176ZM225 97H226V96H225ZM7 98H8V97H7ZM129 98H130V96H129ZM142 98H143V97H142ZM144 98H145V97H144ZM177 98H178V97H177ZM227 98H228V97H227ZM50 99H51V98H49V100H50ZM55 99H56V97H55ZM55 99H54V96H53V99H52V102H53V103H52V104H49L48 106H47V104H46V106H47L46 109L41 110L40 108H43L44 105L40 104V105L42 106V107H41V106H39L38 103H37V104H38V108H39V109H38L37 107H35V109H37V111H39V113H38L39 115H40V110L42 111V112H41V119H42V121H46V122H50V123L57 122L56 124H63V122H62V123H59V122H60V118H61V117H59V113H60L61 110L58 109V108H59L58 105L56 106V100H55ZM75 99H76V98H75ZM97 99H98V98H97ZM130 99H131V98H130ZM5 100H6V99H5ZM36 100H37V99H36ZM39 100H40V99H39ZM49 100H48V101H49ZM54 100H55V101H54ZM161 100H162V99H161ZM164 100H165V99H164ZM178 100H179V99H178ZM178 100H176V101L178 102ZM6 101H7V100H6ZM14 101H15V100H14ZM19 101H20V100H19ZM31 101H32V100H31ZM48 101H47V102H48ZM87 101H88V100H87ZM126 101H127V100H126ZM128 101H129V100H128ZM133 101H134V99H133ZM141 101H142V100H141ZM146 101H147V100H146ZM158 101H159V100H158ZM20 102H21V101H20ZM42 102L39 101V103H42ZM49 102H51V100H50ZM91 102H92V101H91ZM113 102H114V101H113ZM131 102H132V100H131ZM143 102H144V101H143ZM181 102H182V100H181ZM181 102H180V103H181ZM94 103L96 104V102H94ZM121 103H122V102H121ZM138 103H139V102H138ZM159 103L161 104L160 101H159ZM159 103H158V105H160ZM167 103H168V102H167ZM11 104H12V103H11ZM30 104H31V103H30ZM87 104H88V103H87ZM97 104H99V103H97ZM100 104H101V103H100ZM118 104H119V103H118ZM153 104H154V102H153ZM164 104H165V103H164ZM33 105H34V104H33ZM33 105H32V106H33ZM145 105H146V104H145ZM161 105H162V104H161ZM103 106H104V105H103ZM112 106H113V105H112ZM115 106H116V105H115ZM122 106H123V105H122ZM129 106H130V105H129ZM131 106H133V105H131ZM5 107H6V106H5ZM90 107H91V106H90ZM94 107H96V105H94ZM109 107H110V106H109ZM140 107H141V106H140ZM147 107H148V106H147ZM176 107H177V106H176ZM184 107H185V106H184ZM119 108H120V107H119ZM124 108H125V107H124ZM133 108H134V107H133ZM157 108H158V106H157ZM159 108H160V107H159ZM109 109H110V108H109ZM116 109H117V108H116ZM135 109H136V108H135ZM143 109H144V108H143ZM14 110H15V109H14ZM25 110H26V109H25ZM58 110H60V111H58ZM66 110H68V109H66ZM118 110H119V109H118ZM120 110H121V109H120ZM122 110H123V109H122ZM136 110H137V109H136ZM145 110H147V109H145ZM159 110H161V108H160ZM162 110L164 111L165 109H162ZM62 111H63V110H62ZM89 111H90V110H89ZM14 112H15V111H14ZM76 112H77V111H76ZM165 112H166V111H165ZM171 112H172V111H171ZM27 113H29V112H27ZM32 113H33V112H32ZM32 113H31V114H32ZM119 113H120V112H119ZM121 113H122V112H121ZM167 113H168V112H167ZM163 114H164V113H163ZM169 114H171V113L169 112ZM180 114H181V113H180ZM12 115H13V114H12ZM32 115H33V114H32ZM113 115H114V114H113ZM122 115H123V114H122ZM164 115H165V114H164ZM172 115H173V114H172ZM27 116H28V115H27ZM63 116H64V115H63ZM91 116H92V115H91ZM132 116H133V115H132ZM148 116H150V115H148ZM148 116H147V117H148ZM155 116H156V115H155ZM155 116H154V117H155ZM186 116H187V115H186ZM36 117H37V116H36ZM107 117H108V116H107ZM160 117H161V116H160ZM1 118H2V117H1ZM5 118H6V117H5ZM21 118H22V117H21ZM37 118H38V117H37ZM39 118H40V117H39ZM39 118H38V119H39ZM58 118H59V119H58ZM97 118H98V117H97ZM113 118H114V117H113ZM121 118H122V117H121ZM176 118H177V117H176ZM15 119H16V118H15ZM185 119H186V118H185ZM61 120H62V119H61ZM119 120H120V119H119ZM119 120H118V121H119ZM146 120H147V119H146ZM180 120H181V119H180ZM29 121H30V120H29ZM33 121H34V120H33ZM38 121H40V120H38ZM78 121H79V119H78ZM151 121H152V120H151ZM157 121H158V120H157ZM46 122H44V123H46ZM148 122H150V121H148ZM158 122H159V121H158ZM158 122H157V123H158ZM174 122H175V121H174ZM176 122H177V121H176ZM5 123H6V122H5ZM13 123H14V122H13ZM41 123H42V122H40V124H41ZM44 123H42V125H43ZM90 123H91V122H90ZM100 123H101V122H100ZM115 123H116V122H115ZM121 123H122V122H121ZM151 123H152V122H151ZM172 123H173V122H172ZM214 123H215V122H214ZM36 124H38V123H36ZM48 124H49V123H48ZM64 124H65V123H64ZM67 124H68V126H69V125L72 124V123L67 122ZM81 124H82V123H81ZM98 124H99V123H98ZM153 124H154V123H153ZM164 124H165V123H164ZM170 124H171V123H170ZM38 125H39V124H38ZM143 125H144V124H143ZM167 125H168V124H167ZM211 125H213V124H211ZM214 125H215V124H214ZM45 126H47V124H46ZM49 126H50V125H48V127H49ZM68 126H64V125L62 126L63 129L67 130V131H66L67 133L63 132L64 130L62 131V133H64L65 135L68 134L69 131H70L71 129H73V128H74V130H76V131L78 130L76 127H74V125H73V126L70 125L69 127H68ZM131 126H132V125H131ZM50 127H51V126H50ZM52 127H54V126H52ZM66 127H67V128H66ZM109 127H110V126H109ZM155 127H156V126H155ZM164 127H165V126H164ZM168 127H169V126H168ZM168 127H167V128H168ZM170 127H171V125H170ZM186 127H187V126H186ZM9 128H10V127H9ZM54 128H55V127H54ZM59 128H60V127H59ZM81 128H82V127H81ZM146 128H147V127H146ZM156 128H157V127H156ZM162 128H163V127H162ZM79 129H80V128H79ZM154 129H155V128H154ZM168 129H169V128H168ZM186 129H187V128H186ZM16 130H17V129H16ZM60 130H61V129H60ZM74 130H73V131H74ZM85 130H86V129H85ZM111 130H112V129H111ZM134 130H135V129H134ZM150 130H151V129H150ZM162 130H164V129H162ZM222 130H223V129H222ZM73 131H72V133H73ZM76 131H75V133H76ZM165 131H166V129H165ZM171 131H172V130H171ZM216 131H217V130H216ZM224 131H225V130H224ZM51 132H52V131H51ZM60 132H61V131H59V134H60ZM136 132H137V131H136ZM199 132H200V131H199ZM208 132H211V131H208ZM208 132H207V133H208ZM6 133H7V131H6ZM75 133H74V135H75ZM108 133H109V132H108ZM129 133H130V132H129ZM161 133H162V132H161ZM17 134H18V133H17ZM77 134H78V133H77ZM99 134H100V133H99ZM157 134H158V133H157ZM181 134H182V133H181ZM232 134H233V133H232ZM69 135H70V134H69ZM69 135H68V137H69ZM71 135H72V134H71ZM71 135H70V136H71ZM78 135H79V134H78ZM84 135H85V134H84ZM179 135H180V134H179ZM8 136H9V135H8ZM12 136H13V135H12ZM57 136H58V135H57ZM57 136H56L55 139L58 138ZM61 136H62V134H61ZM85 136H86V135H85ZM109 136H110V135H109ZM222 136H223V135H222ZM62 137H63V136H62ZM62 137H59V140L62 139ZM77 137H78V136H77ZM119 137H120V136H119ZM182 137H184V136H182ZM211 137H212V136H211ZM223 137L226 138V136H223ZM223 137H222V138H223ZM66 138H67V137H66ZM84 138H85V137H84ZM215 138H216V137H215ZM228 138H229V137H228ZM228 138H227V139H228ZM232 138H234V137L232 136ZM20 139H21V138H20ZM79 139H81V138H79ZM155 139H156V138H155ZM171 139H172V138H171ZM213 139H214V138H213ZM227 139H226V140H227ZM39 140H40V139H39ZM67 140H68V139H67ZM179 140H180V139H179ZM206 140H208V139H206ZM209 140H210V139H209ZM209 140H208V141H209ZM55 141H56V140H55ZM62 141H63V140H62ZM65 141H66V140H65ZM77 141H78V139H77ZM79 141H80V140H79ZM165 141H166V140H165ZM193 141H194V140H193ZM234 141H235V138H234ZM234 141H233V142H234ZM87 142H88V141H87ZM93 142H94V141H93ZM166 142H167V141H166ZM197 142H198V141H197ZM224 142H225V141H224ZM229 142H230V141H229ZM229 142H228V144H230ZM231 142H232V141H231ZM15 143H16V142H15ZM76 143H77V142H76ZM76 143H75V144H76ZM70 144H71V143H70ZM112 144H113V143H112ZM121 144H122V143H121ZM188 144H189V143H188ZM202 144H203V143H202ZM231 144H232V143H231ZM61 145H62V144H61ZM63 145H64V144H63ZM73 145H74V144H73ZM176 145H177V144H176ZM185 145H186V144H185ZM161 146H162V145H161ZM175 147H176V146H175ZM204 147H205V146H204ZM2 148H3V147H2ZM67 148H68V147H67ZM74 148H75V147H74ZM100 148H101V147H100ZM57 149H59V148H57ZM201 149H202V148H201ZM74 150H75V149H74ZM77 150H78V149H77ZM82 150H83V149H82ZM98 150H99V149H98ZM202 150H203V149H202ZM79 151H80V150H79ZM199 151H200V150H199ZM77 152H78V151H77ZM202 152H204V151H202ZM1 153H2V152H1ZM141 153H142V152H141ZM74 154H75V153H74ZM133 154H134V153H133ZM77 155H78V154H77ZM79 155H80V154H79ZM48 156H49V155H48ZM56 156H57V155H56ZM58 156H59V155H58ZM156 157H157V156H156ZM77 158H78V157H77ZM123 159H124V158H123ZM155 159H156V158H155ZM178 159H179V158H178ZM84 160H85V159H84ZM144 160H145V159H144ZM124 161H125V160H124ZM183 161H184V160H183ZM54 162H55V161H54ZM54 162H53V163H54ZM46 163H47V162H46ZM50 163H51V165H53L51 161H50ZM55 164H56V163H55ZM75 164H76V163H75ZM83 166H84V164H83ZM88 166H90V165L88 164ZM124 166H125V165H124ZM91 167H92V166H91ZM91 167H90V168H91ZM130 167H131V166H130ZM83 168H84V167H82L81 170H82ZM86 168H87V167H86ZM49 169H50V167H49ZM106 169H107V168H106ZM78 170H79V169H78ZM83 170H84V169H83ZM85 170H86V169H85ZM85 170H84V172H85ZM91 170H92V169H91ZM119 171H120V170H119ZM87 172H88V171H87ZM92 172H93V171H92ZM111 172H112V171H111ZM113 172H114V171H113ZM114 174H115V173H114ZM92 175H93V174H92ZM112 176H113V175H112ZM123 176H124V175H123ZM133 176H134V175H133ZM156 176H157V175H156ZM86 177H88V176H86ZM91 178H92V177H91ZM147 178H148V177H147ZM157 179H158V178H157ZM125 180H126V179H125ZM119 181H120V180H119ZM68 182H69V181H68ZM87 182H88V181H87ZM94 182H95V181H94ZM113 182H114V181H113ZM123 182H124V181H123ZM263 182H264V178H262V180H260V181H258V182L255 183V185H254V189L251 190V193L248 192V193H246L245 195H243L244 198H248V199L252 200V202L254 203V204L252 205L253 208H251L249 211H247L246 213H244L245 215H240L241 217L238 218V219H236V220L234 221V225H233L234 231H235V233H236V235H237L238 238L249 240V244H250V246L252 247V249H253V251H254L255 258H256V259L258 260V262L261 263V264H264V183H263ZM132 183H133V182H132ZM170 183H171V182H170ZM88 184H90V183H88ZM93 184H94V183H93ZM95 184H96V183H95ZM114 184H115V183H114ZM130 185H131V184H130ZM95 186H96V185H95ZM123 187H124V186H123ZM93 188H94V187H93ZM133 188H134V187H133ZM90 189H91V188H90ZM112 189H113V188H112ZM141 189H142V188H141ZM88 190H89V189H88ZM136 190H137V188H136ZM90 191H91V190H90ZM137 193H138V192H137ZM6 194H7V193H6ZM88 195H89V194H88ZM53 196H54V195H53ZM93 196H94V195H93ZM0 197H1V196H0ZM104 197H105V196H104ZM126 197H127V196H126ZM123 198H124V197H123ZM88 199H89V198H88ZM90 199H91V198H90ZM124 199H125V198H124ZM2 200H3V199H2ZM142 201H143V200H142ZM92 202H93V201H92ZM7 203H8V202H7ZM34 204H36V203H34ZM97 204H98V203H97ZM7 207H8V206H7ZM61 207H62V206H61ZM107 208H108V207H107ZM128 209H129V208H128ZM128 211L130 212L131 209L128 210ZM121 212H122V211H121ZM133 212H134V211H133ZM129 214H132V213H129ZM241 214H242V212H241ZM112 216H113V215H112ZM126 216H127V215H126ZM132 216H133V215H132ZM101 217H102V216H101ZM135 221H136V219H135ZM133 222H134V221H133ZM131 226H132V225H131ZM150 227H151V226H150ZM129 229H130V228H129ZM122 236H123V234H122ZM123 246H124V245H123ZM124 250H125V249H124Z\"/></svg>","mask_w":264,"mask_h":264}]
</instances>
